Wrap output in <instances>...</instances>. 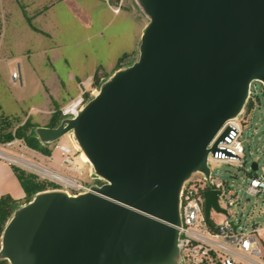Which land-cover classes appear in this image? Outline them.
Returning a JSON list of instances; mask_svg holds the SVG:
<instances>
[{
	"label": "water",
	"instance_id": "95a60500",
	"mask_svg": "<svg viewBox=\"0 0 264 264\" xmlns=\"http://www.w3.org/2000/svg\"><path fill=\"white\" fill-rule=\"evenodd\" d=\"M135 1L148 20L134 61L75 116L32 128L42 144L72 132L102 183L42 190L15 208L0 235L9 264H184L180 190L196 172L208 178V152L229 127L219 130L250 82L264 83V0ZM203 197L206 218L225 212L218 190Z\"/></svg>",
	"mask_w": 264,
	"mask_h": 264
},
{
	"label": "rangeland",
	"instance_id": "374dc122",
	"mask_svg": "<svg viewBox=\"0 0 264 264\" xmlns=\"http://www.w3.org/2000/svg\"><path fill=\"white\" fill-rule=\"evenodd\" d=\"M110 9L122 13L116 15ZM24 13L39 31L30 27ZM131 17L138 18L142 28L148 20L135 0H0V117H7L12 129L25 120L49 126L60 121L62 109L77 98L85 104L98 92L100 82L137 57L136 50L126 53L117 64L133 44L137 22ZM14 71L19 72L17 79L11 77ZM252 84L253 104L239 120L242 166L237 162L211 167L214 178L239 194L240 201L230 207L232 218L242 230L253 223L262 226L259 238L264 243L263 195L245 192L250 177L264 175V88L258 81ZM44 143L47 153L28 147L21 139L0 142V152L13 166L55 183L54 189L64 187L35 166L86 185L102 183L91 175V165L81 160L72 132ZM60 146L70 149L69 158L78 171L67 169V155ZM252 161L258 165L256 171L250 168ZM213 217L219 220L222 215Z\"/></svg>",
	"mask_w": 264,
	"mask_h": 264
},
{
	"label": "built area",
	"instance_id": "2783aa9c",
	"mask_svg": "<svg viewBox=\"0 0 264 264\" xmlns=\"http://www.w3.org/2000/svg\"><path fill=\"white\" fill-rule=\"evenodd\" d=\"M11 77L17 79L20 77L19 72L14 71ZM254 81L261 83L264 88L263 82L251 81L246 102H249L248 108L244 106L238 116L227 120L219 130L218 134L229 127L223 140L217 142L215 150L208 152V178L202 172H196L183 183L180 190L178 247L184 264H264V243L259 238L263 227L253 223L248 230L241 229L240 223L235 222L230 212V207L240 201L239 194L235 189L214 178L211 167L212 164L237 162L239 167L242 166L244 147L240 140L239 120L253 104ZM83 105L82 98H77L62 109V114L64 117H73ZM216 137L209 143V147ZM60 150L67 155L64 159L67 169L78 171L79 168L73 166V159L69 158L70 149L60 146ZM250 168L252 169L251 166ZM54 179L63 185L64 188L61 190L71 194L87 191L90 186L79 179L61 175H56ZM207 189L218 190L217 203L225 212L211 208L209 217H205L203 193ZM245 192L252 196L263 195L264 205V175L250 177ZM213 214L222 215V218L216 220Z\"/></svg>",
	"mask_w": 264,
	"mask_h": 264
},
{
	"label": "trees",
	"instance_id": "16d2710c",
	"mask_svg": "<svg viewBox=\"0 0 264 264\" xmlns=\"http://www.w3.org/2000/svg\"><path fill=\"white\" fill-rule=\"evenodd\" d=\"M24 15L30 27L35 31H39V29H37L31 23V18L27 16L25 13ZM124 57H126V53L122 54L118 58L117 64ZM133 61L134 60H132L131 62ZM131 62L127 63L126 65L130 64ZM245 106L248 108L249 102L246 103ZM58 122L57 123L52 122V124H50L48 127H54L58 124ZM10 126H11V121H9L7 117L5 116L0 117V142H10L14 139H21L28 147L42 151L43 153H47V150L44 147L45 145L42 144L32 133V128L37 126L36 124L31 123L29 120H25L23 123L17 125L13 129L10 128ZM12 169L24 192V197L26 199L25 203L30 201L33 198V196L39 191L50 188L54 189L58 187L55 183L45 182L37 179V176L35 174L27 173L23 169H20L17 166H12ZM18 206L19 204H17V200L13 199L10 195L5 194L0 196V235L2 233V230L6 222L12 215L13 210ZM0 264H9V263L6 259H0Z\"/></svg>",
	"mask_w": 264,
	"mask_h": 264
},
{
	"label": "crops",
	"instance_id": "0c3cea01",
	"mask_svg": "<svg viewBox=\"0 0 264 264\" xmlns=\"http://www.w3.org/2000/svg\"><path fill=\"white\" fill-rule=\"evenodd\" d=\"M121 13L122 12H119V13L113 12V14H116V15H119ZM131 18H133L134 20L136 19L135 17H131ZM135 21L137 23H136V27H135V30L132 34V38H131L133 41V44H132L130 49H128L127 51L124 52L127 54H129L135 50H136V54H137V48H138V44H139V40H140V36H141V32H142L143 28L141 27L140 20L138 18ZM12 166L13 165L9 161H7L5 158L0 156V196L8 194L13 199L19 200V199H22L24 197V192L22 190V187H21L16 175L14 174Z\"/></svg>",
	"mask_w": 264,
	"mask_h": 264
},
{
	"label": "bare ground",
	"instance_id": "6f19581e",
	"mask_svg": "<svg viewBox=\"0 0 264 264\" xmlns=\"http://www.w3.org/2000/svg\"><path fill=\"white\" fill-rule=\"evenodd\" d=\"M75 148H76V147H75ZM0 156H2L3 158L5 157V156L3 155V153H1V152H0ZM80 158H81V160H83V161H85V162H88L89 165H91V163H90L88 157L86 156V154H85L83 151L80 152ZM8 159L12 160L11 158H8ZM35 167H36L35 170L38 171L39 173H44V174H46V175H48V176H50V177H54V178H56L57 173H54V172H52V171H50V170H48V169H46V168L40 167V166H35ZM91 167H92V166H91Z\"/></svg>",
	"mask_w": 264,
	"mask_h": 264
}]
</instances>
